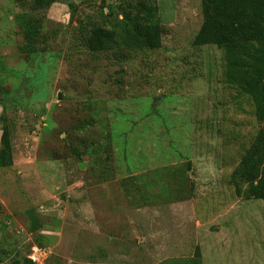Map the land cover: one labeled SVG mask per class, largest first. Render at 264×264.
<instances>
[{
  "label": "rangeland",
  "instance_id": "374dc122",
  "mask_svg": "<svg viewBox=\"0 0 264 264\" xmlns=\"http://www.w3.org/2000/svg\"><path fill=\"white\" fill-rule=\"evenodd\" d=\"M116 1L0 0V135L7 125L13 156L0 167V264H23L36 234L46 264H160L195 246L202 264H264V199L230 179L259 123L224 83L221 51L191 44L202 1L156 0L161 45L124 62L71 35L75 17ZM23 20L38 29L31 54ZM107 130L103 179L90 165Z\"/></svg>",
  "mask_w": 264,
  "mask_h": 264
},
{
  "label": "trees",
  "instance_id": "16d2710c",
  "mask_svg": "<svg viewBox=\"0 0 264 264\" xmlns=\"http://www.w3.org/2000/svg\"><path fill=\"white\" fill-rule=\"evenodd\" d=\"M33 9H45L58 0H29ZM203 17L191 39L194 47L216 46L222 54V79L238 94L250 101L252 113L259 127L250 143L240 155L230 174L236 195L244 199H264V0H201ZM73 11L76 6L70 1ZM96 16L86 14L75 17L71 32L74 44L92 53H111L121 62L131 59L138 51L156 49L164 33L159 20L156 0H117L105 4ZM27 53H34L37 33L31 21H22ZM108 131V130H107ZM10 130L4 125L0 135V167L12 164ZM111 132H107L102 152L91 162L90 168L100 178L107 179L112 160ZM82 160L81 151L73 149ZM190 168V164H187ZM29 232L39 231L41 224L33 209ZM35 242L44 239L36 234ZM33 246V245H32ZM30 247V249L32 248ZM30 250L28 251V253ZM27 253V255H28ZM23 264H33L28 258ZM160 264H202L198 246L188 257L169 258Z\"/></svg>",
  "mask_w": 264,
  "mask_h": 264
},
{
  "label": "built area",
  "instance_id": "2783aa9c",
  "mask_svg": "<svg viewBox=\"0 0 264 264\" xmlns=\"http://www.w3.org/2000/svg\"><path fill=\"white\" fill-rule=\"evenodd\" d=\"M27 258L33 264H46L48 258V252L44 247L33 245L30 249V252L27 255Z\"/></svg>",
  "mask_w": 264,
  "mask_h": 264
},
{
  "label": "water",
  "instance_id": "95a60500",
  "mask_svg": "<svg viewBox=\"0 0 264 264\" xmlns=\"http://www.w3.org/2000/svg\"><path fill=\"white\" fill-rule=\"evenodd\" d=\"M58 98H60V95H59V94H58ZM78 166H79V168H81V169H82V168L84 167V164H83V162H79V163H78Z\"/></svg>",
  "mask_w": 264,
  "mask_h": 264
}]
</instances>
